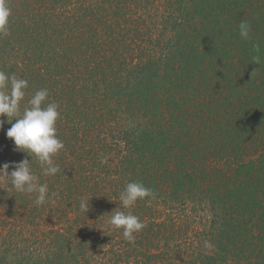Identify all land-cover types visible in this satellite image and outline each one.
<instances>
[{"label": "trees", "instance_id": "1", "mask_svg": "<svg viewBox=\"0 0 264 264\" xmlns=\"http://www.w3.org/2000/svg\"><path fill=\"white\" fill-rule=\"evenodd\" d=\"M7 3L0 71L21 112L48 90L64 148L54 176L31 162L52 202L0 183V264H264V0ZM0 119V166L31 160ZM133 181L154 195L129 241L108 219Z\"/></svg>", "mask_w": 264, "mask_h": 264}, {"label": "clouds", "instance_id": "2", "mask_svg": "<svg viewBox=\"0 0 264 264\" xmlns=\"http://www.w3.org/2000/svg\"><path fill=\"white\" fill-rule=\"evenodd\" d=\"M10 16L11 9L7 0H0V36L8 35ZM238 29L243 40L249 39L251 25L247 20H241ZM254 47L259 53V45ZM259 60V55L253 57L254 64H258ZM27 87V80L0 71V117H7V123L11 124L6 131V137L14 142L15 151L24 152L31 157V160L25 158L20 162L4 163L0 166V183L7 184L18 193L34 194V203L40 206L52 201L48 184L40 182L33 172L31 162L33 158L36 159L44 176L56 175L60 172V167L55 164L53 157L64 148V144L57 136L59 105L55 102L46 103L49 96L47 89L36 91L27 101L28 106L21 112V101ZM4 123L5 120L0 119V129H3ZM107 162L106 156L100 158L101 165ZM153 195V190L141 182L127 183L118 195L119 207L109 213L108 224L113 229L122 230L126 240H133L134 234L140 232L145 225L138 216L126 210ZM79 209L86 214L90 209V200L82 198Z\"/></svg>", "mask_w": 264, "mask_h": 264}]
</instances>
